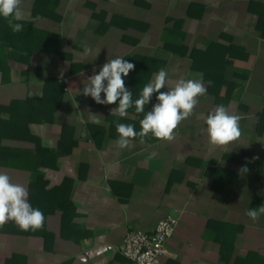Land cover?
<instances>
[{
    "label": "crops",
    "instance_id": "obj_1",
    "mask_svg": "<svg viewBox=\"0 0 264 264\" xmlns=\"http://www.w3.org/2000/svg\"><path fill=\"white\" fill-rule=\"evenodd\" d=\"M21 7L20 32L0 17V172L27 188L45 225L0 227V264H129L120 250L127 233L153 232L168 217L179 222L166 264H264V215L245 214L264 204V0ZM118 56L135 65L124 77L133 101L161 68L170 81L203 75L207 94L173 141L149 135L116 146V123L139 131L144 113L133 106L114 116L116 104L82 90ZM221 105L241 117L242 136L227 149L202 131V115Z\"/></svg>",
    "mask_w": 264,
    "mask_h": 264
},
{
    "label": "clouds",
    "instance_id": "obj_2",
    "mask_svg": "<svg viewBox=\"0 0 264 264\" xmlns=\"http://www.w3.org/2000/svg\"><path fill=\"white\" fill-rule=\"evenodd\" d=\"M22 3L23 0H0V17L7 20L13 32L23 30L22 24L14 23L25 18ZM90 52L91 49H86V54ZM134 69L135 65L123 57L108 59L98 74H93L87 79L82 90L83 95L90 96L97 104H116L111 111L114 116L127 117L128 110L133 106L135 113H144L139 121V131L132 124L116 123L118 139L115 143L119 149L128 148L137 137L143 144L149 135L163 142L173 141L179 125L193 115L200 103L199 98L207 94L203 75L199 74V79L180 78L170 81L168 72L161 68L152 80L144 85L139 98L133 101V93L125 86L124 77ZM164 88H167V91H161ZM101 93L104 94L103 99ZM154 93H158V102L153 105L151 111L145 112V106L149 104ZM88 114L92 123H101L99 115L91 112ZM201 118L207 126L202 131L207 134L208 142L213 146L227 149L242 136L241 117L229 112L223 105L202 115ZM157 155L153 151L149 154V159ZM246 172V166L240 169V174ZM245 214L253 222L258 221L264 215V204L250 208ZM8 222H15L21 231H37L44 228L45 216L39 208H34L29 203L28 190L24 185L13 183L7 173L0 172V227Z\"/></svg>",
    "mask_w": 264,
    "mask_h": 264
},
{
    "label": "built area",
    "instance_id": "obj_3",
    "mask_svg": "<svg viewBox=\"0 0 264 264\" xmlns=\"http://www.w3.org/2000/svg\"><path fill=\"white\" fill-rule=\"evenodd\" d=\"M178 219L168 217L161 220L153 232L131 230L120 248L129 264H166L165 254L168 240L178 227Z\"/></svg>",
    "mask_w": 264,
    "mask_h": 264
},
{
    "label": "trees",
    "instance_id": "obj_4",
    "mask_svg": "<svg viewBox=\"0 0 264 264\" xmlns=\"http://www.w3.org/2000/svg\"><path fill=\"white\" fill-rule=\"evenodd\" d=\"M8 41H9V40H8ZM9 43H10L11 45H13L11 41H10ZM77 144H79V143H75V145H77Z\"/></svg>",
    "mask_w": 264,
    "mask_h": 264
}]
</instances>
